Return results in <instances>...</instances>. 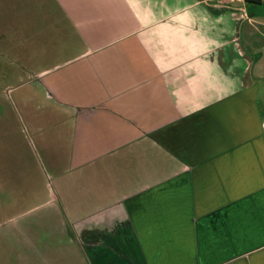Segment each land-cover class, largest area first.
Masks as SVG:
<instances>
[{
    "label": "crops",
    "instance_id": "0c3cea01",
    "mask_svg": "<svg viewBox=\"0 0 264 264\" xmlns=\"http://www.w3.org/2000/svg\"><path fill=\"white\" fill-rule=\"evenodd\" d=\"M13 1L29 133L70 212L106 215L82 237L125 231L151 264L264 263V0Z\"/></svg>",
    "mask_w": 264,
    "mask_h": 264
},
{
    "label": "rangeland",
    "instance_id": "374dc122",
    "mask_svg": "<svg viewBox=\"0 0 264 264\" xmlns=\"http://www.w3.org/2000/svg\"><path fill=\"white\" fill-rule=\"evenodd\" d=\"M14 3L0 0V264H151L143 242L134 235L128 237L125 231H116L106 239L101 231L87 229L82 237L81 230L88 228L89 222H103L106 215L103 211L98 218L89 219L96 215L95 204L80 207L87 213L70 212L77 207L72 203L77 189L63 190L62 182L55 180L60 172L46 165L34 142L35 135L29 133V87L36 70L29 67L27 52H16L13 46L14 41H19L13 36L16 25L12 18L19 14ZM22 33L21 40L26 43L28 35L25 30ZM260 42L255 39V45L260 46L255 74L261 78L264 109V43ZM16 46L22 48L20 43ZM65 196L69 197L70 206ZM181 210L182 220L188 221L189 211L184 207ZM165 230L167 227L159 228L155 235L160 236ZM149 231L156 232L154 228ZM146 248L149 249L148 244ZM233 257L227 264H251L245 262L247 255ZM175 263L191 264L184 259Z\"/></svg>",
    "mask_w": 264,
    "mask_h": 264
},
{
    "label": "trees",
    "instance_id": "16d2710c",
    "mask_svg": "<svg viewBox=\"0 0 264 264\" xmlns=\"http://www.w3.org/2000/svg\"><path fill=\"white\" fill-rule=\"evenodd\" d=\"M246 3H248L249 5L251 4H257V0H245Z\"/></svg>",
    "mask_w": 264,
    "mask_h": 264
}]
</instances>
